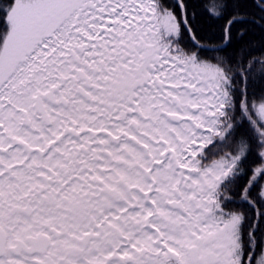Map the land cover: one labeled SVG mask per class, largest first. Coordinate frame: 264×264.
I'll return each instance as SVG.
<instances>
[{"label": "snow or ice", "instance_id": "obj_1", "mask_svg": "<svg viewBox=\"0 0 264 264\" xmlns=\"http://www.w3.org/2000/svg\"><path fill=\"white\" fill-rule=\"evenodd\" d=\"M247 4L0 0V264H264Z\"/></svg>", "mask_w": 264, "mask_h": 264}, {"label": "trees", "instance_id": "obj_2", "mask_svg": "<svg viewBox=\"0 0 264 264\" xmlns=\"http://www.w3.org/2000/svg\"><path fill=\"white\" fill-rule=\"evenodd\" d=\"M169 2H171V0H169ZM196 2L199 3V0H196ZM244 10L247 12H250V13L256 11L253 7H251V0H248V4L246 5ZM200 11H201V15L199 18L200 19V26L206 34H211V32L213 31V27H210V25L211 26H218L219 23H221V22L209 20L208 17L203 14L202 10H200ZM253 32L255 33V35L254 36L250 35L248 38L254 39V42H256L258 44L261 34L259 33L258 30H253Z\"/></svg>", "mask_w": 264, "mask_h": 264}]
</instances>
